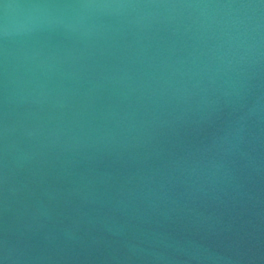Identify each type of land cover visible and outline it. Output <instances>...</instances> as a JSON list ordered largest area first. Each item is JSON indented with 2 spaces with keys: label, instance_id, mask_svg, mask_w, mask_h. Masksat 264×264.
Here are the masks:
<instances>
[{
  "label": "water",
  "instance_id": "1",
  "mask_svg": "<svg viewBox=\"0 0 264 264\" xmlns=\"http://www.w3.org/2000/svg\"><path fill=\"white\" fill-rule=\"evenodd\" d=\"M0 264H264V0H0Z\"/></svg>",
  "mask_w": 264,
  "mask_h": 264
}]
</instances>
